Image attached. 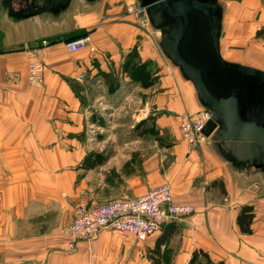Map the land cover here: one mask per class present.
Returning <instances> with one entry per match:
<instances>
[{
	"label": "crops",
	"instance_id": "0c3cea01",
	"mask_svg": "<svg viewBox=\"0 0 264 264\" xmlns=\"http://www.w3.org/2000/svg\"><path fill=\"white\" fill-rule=\"evenodd\" d=\"M135 2L72 0L63 11L31 14L36 10L30 0L0 1V264H111L125 249L144 246L142 251L150 252L167 245L172 264H188L197 249L214 262L264 264V172L253 167V176L232 172L206 141L188 148L175 114L199 110L195 90L164 56L158 39L155 43L156 30L135 24L126 11ZM261 27L264 12L255 31ZM84 35L98 49L96 55L66 50V41ZM224 35L222 28L221 52ZM41 40L52 43L41 46ZM29 48L44 64L40 87L26 80L29 53L24 50ZM109 71L137 84L145 77L144 91L152 90L158 108L167 111L155 123L172 128L169 169L163 171L164 160L152 168L150 155L143 152L135 170L131 150L108 154L91 147L87 108L72 84H87ZM80 74L84 80H76ZM88 161L95 165L88 167ZM166 182L175 203L194 207L191 215L144 241L102 230L92 241L77 243L74 251L55 248V211L61 209L62 194L69 196L68 203L76 204L70 196L84 193L100 204L122 193L139 196ZM244 205L253 206L250 233L236 222ZM73 216L74 209L69 224Z\"/></svg>",
	"mask_w": 264,
	"mask_h": 264
},
{
	"label": "water",
	"instance_id": "95a60500",
	"mask_svg": "<svg viewBox=\"0 0 264 264\" xmlns=\"http://www.w3.org/2000/svg\"><path fill=\"white\" fill-rule=\"evenodd\" d=\"M30 1L36 10L31 14L57 13L72 2ZM139 5L159 33L162 53L192 84L200 106L210 113L203 134L230 166L264 172V70L223 57L219 0H139Z\"/></svg>",
	"mask_w": 264,
	"mask_h": 264
},
{
	"label": "rangeland",
	"instance_id": "374dc122",
	"mask_svg": "<svg viewBox=\"0 0 264 264\" xmlns=\"http://www.w3.org/2000/svg\"><path fill=\"white\" fill-rule=\"evenodd\" d=\"M136 2L126 7L138 5L139 0H136ZM219 2L223 7L222 24H224V26L222 25V28H224L225 34L222 44V46H224V49L222 51L223 57L229 61H237L264 70V27H261L263 29L259 33L255 31L256 22L259 19L260 14L264 12V0H219ZM134 17L136 21L135 24L144 25L146 28L150 27V25L146 23L145 16L134 15ZM153 32L156 43L157 39L159 40V33L157 31ZM42 42L43 40H41L40 45L44 46ZM46 42L47 43L45 45H49L52 43L50 40ZM91 45L94 46L93 44ZM94 47L96 49L94 55H96L98 53V49L96 48V46ZM24 51L25 54L29 53L28 65L33 58L42 62L37 54H35V48H29V50L25 49ZM137 68L138 67H136L135 69L136 73H134V77L138 76L137 71L140 69ZM80 75L76 77V80H82L79 78ZM43 79L44 77L42 78L41 84L37 87H40L43 84ZM155 79L156 78H154V80ZM139 83L140 84H137V82L127 81L126 78L121 77L120 73L119 75H117L116 72L109 71V73L101 75L100 77L95 78L87 84L76 82L72 84V86L81 103L87 108V115L88 118H90V120H88V139L91 141V147L94 150H103V153L104 151H107L108 154L109 152L111 153V150L116 149L125 150L124 154L128 153V151L131 150L129 163L131 161L133 162V164L135 165V170H137V168L139 167V163H141L143 159L141 157V154L143 152L145 154L148 153L150 155L149 157H151L152 168L156 167L157 165H159L160 161L164 160L166 164L164 162L162 165L163 171H165L169 169V165L173 164L171 159H169L170 156L166 155L169 154V150L174 149V144L172 142V128L168 126L162 128L158 127V125L155 123V120L157 119V117L163 114H167V111L158 108V105L152 99V95H154V93L151 94L152 90H149L147 92L144 91L143 83H145V86L148 85L145 77ZM202 108L203 107L200 106L199 110H201ZM144 110H149V117H147V119H143L141 116ZM179 114L181 113L175 114L176 120H178ZM152 126L153 130H157L156 135L147 132L143 133L146 129H150ZM177 129L180 133L179 127H177ZM206 142L212 145L211 150L213 151V153L215 152L218 155L222 156L219 153L220 150L213 145L210 138L206 139ZM186 144L189 148L187 142ZM222 151H224V149ZM124 157L125 156H122L121 158L123 159ZM222 158V161H224V156H222ZM223 164L226 167H230L229 163H227L226 161H224ZM230 169L235 173H243V176L252 175L250 174L252 173V169L247 165L240 167L231 166ZM163 184L170 185L167 182ZM62 197V204L60 205V203H57L58 205H60L61 209H58V206H56V227L53 239L55 241V248H58L60 250L64 249L71 252L76 249L77 243L81 241H87H77L75 242L76 244L72 250L68 249V242L71 238L69 233L67 232V227L69 226V219L73 214V209L75 212V208L78 204L91 205L90 203L97 204V202L87 199L89 197L84 193L70 196V200H73L76 204H72L71 201L70 203L65 202L69 201V199L66 198L69 197L67 194H62ZM65 236L68 237L66 243L65 240H63ZM94 238H92L90 241H92ZM143 248L144 246L134 248L136 250L132 252L125 249L127 252L123 250V252L119 254L118 258L115 256L114 258L112 257L111 264H156V261H160L162 262V264H172V253L170 252L172 251V248L168 245L163 249L161 248V250H159L160 253L157 252L156 249H152L150 252L145 251L146 249L142 251Z\"/></svg>",
	"mask_w": 264,
	"mask_h": 264
},
{
	"label": "built area",
	"instance_id": "2783aa9c",
	"mask_svg": "<svg viewBox=\"0 0 264 264\" xmlns=\"http://www.w3.org/2000/svg\"><path fill=\"white\" fill-rule=\"evenodd\" d=\"M126 11L146 18L145 8L139 4L127 7ZM146 23L149 25L147 18ZM46 41L48 40H43V45L47 43ZM64 46L69 52L88 50L91 55L96 52L87 36L70 39ZM42 78L43 64L33 58L27 67V81L29 85L37 87L41 84ZM79 78L83 79L84 75L81 74ZM141 116L147 119L149 110H144ZM209 118L210 113L205 108L178 115V127L189 148H195L208 139L202 130ZM193 212L192 205L177 204L173 201L172 190L168 184L153 186L139 196L122 193L105 203L78 204L67 227L71 238L68 249L72 250L77 241H90L102 230L131 233L137 240L144 241L162 230L164 226L176 223Z\"/></svg>",
	"mask_w": 264,
	"mask_h": 264
},
{
	"label": "trees",
	"instance_id": "16d2710c",
	"mask_svg": "<svg viewBox=\"0 0 264 264\" xmlns=\"http://www.w3.org/2000/svg\"><path fill=\"white\" fill-rule=\"evenodd\" d=\"M259 32H261V30L257 31V33H259ZM72 88H73V86H72ZM146 132L151 133L153 135L157 134V130H153V126L150 129H146L145 132H143V133H146ZM222 152L225 154V151H222ZM220 157H222V156H220ZM94 165H95L94 162L88 161V163H87L88 167H93ZM253 217H254L253 206L252 205H244L241 208V211L238 214L237 219H236V222H237L240 230L243 233H250L251 232L250 225H251ZM164 240H165L164 238L160 239L159 245H162L164 243ZM156 251L159 252V249H156ZM156 263H158V261H156ZM188 264H223V262H214L208 256L207 252L203 251L202 249H197V250H194L192 252V254L189 258Z\"/></svg>",
	"mask_w": 264,
	"mask_h": 264
}]
</instances>
